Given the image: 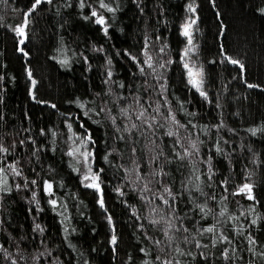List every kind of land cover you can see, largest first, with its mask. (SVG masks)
Returning <instances> with one entry per match:
<instances>
[{
  "label": "trees",
  "instance_id": "obj_1",
  "mask_svg": "<svg viewBox=\"0 0 264 264\" xmlns=\"http://www.w3.org/2000/svg\"><path fill=\"white\" fill-rule=\"evenodd\" d=\"M195 1L206 12L200 26L196 23L192 29L198 36L194 38L197 42L194 61L201 72L204 96L189 86L186 62L176 57L172 48L180 26L186 22L185 15L166 11L163 0H131L121 12V47L111 51V47L91 37V41L83 43L79 52L81 59L70 72L58 71L55 63L46 58L53 44L50 27L57 18L61 30L78 41L83 37L78 25L70 19L65 22L60 3L55 9L41 5L30 19L34 26L31 43L26 47L31 53L30 68L26 66L24 77L20 73L12 84L14 94L7 110L11 124L6 130L0 125V144L7 140V145H3L14 150V144L26 141L25 135L38 133L45 135L46 141L54 134L48 122H56L63 113L62 101L69 94L81 103L90 97L99 110L103 153L111 167L122 171L125 184L146 205L142 217L133 212V205L123 206L118 212L113 195L109 194L105 199V213L113 219L111 226L104 220L102 211L92 210L91 223L95 224L96 231L84 229L83 253L75 255L79 259L83 257L88 264H141L138 254L133 253L136 242L144 254L148 253L147 244L154 245L157 264H180L173 250L162 257L159 255L171 247V231L176 224H181L202 264H231L227 237L218 224L205 225L184 219L169 203L173 193L168 195L167 184L157 170V138L165 142L178 161L202 169V187L215 202L220 218L228 221L234 233L248 237L254 264H264V225L256 235L260 241L249 237L255 224L252 209L264 212V0H214L217 14L210 11L208 0ZM0 16L3 21L4 14ZM79 44L82 43H71L73 48ZM10 46L8 37H2L1 33L0 75H3L5 59H12L22 68V62H26L25 56L22 61L21 55H13ZM149 57L154 63L151 68L147 63L144 66ZM120 62L127 66L129 73L122 93L111 76ZM171 93L193 117L191 125L180 118L172 105ZM157 108L159 113L154 111ZM144 109L147 111L143 120L136 119ZM171 116H175L176 122ZM151 117H155L154 122ZM148 123L152 124L151 128ZM133 124L137 127L133 128ZM76 126L82 130L85 123L77 121ZM201 128L207 136L210 133L215 136L222 150L220 159L204 154L198 137ZM169 131L174 135L169 136ZM134 137L141 143L147 161L143 170L139 167ZM45 155L43 147L34 145V152L27 156L24 165L19 166L18 160L11 164L17 165L25 178L28 171L36 169L52 185L56 171L61 176L63 171L55 159ZM14 182L17 186L15 179ZM245 184L250 185L253 199H248L245 192L236 194ZM108 185L104 184L105 192ZM1 206V219L8 218L17 224L12 233L6 231L8 245L3 246L0 239L4 264H44V259L49 262L46 264H74L70 252L73 247L64 245L50 214L37 207L35 216L23 227L25 211L16 201L6 200ZM209 227L214 231H204ZM102 251L107 252L109 263L102 257Z\"/></svg>",
  "mask_w": 264,
  "mask_h": 264
},
{
  "label": "rangeland",
  "instance_id": "obj_2",
  "mask_svg": "<svg viewBox=\"0 0 264 264\" xmlns=\"http://www.w3.org/2000/svg\"><path fill=\"white\" fill-rule=\"evenodd\" d=\"M25 1L24 3V0H0V15L3 13L5 17L1 21L0 16V34L2 33V37H8V42L12 45L10 49L13 55L16 57L21 55L22 61L24 56L27 58L26 62H22L23 68L12 61V59L4 60L3 75H0V125L4 130L11 124L7 110L10 99L14 94L15 86H12V84L15 83V78H18L20 73L24 77L26 66L30 68L31 53L26 48L28 43H31L30 33L34 27L33 21L30 19L36 15L41 5L47 4L55 9L60 3L67 20L65 22H69L68 19H70L71 23H76L78 29L83 33V37L78 41H73L70 33L61 30L60 21L57 18L51 23L50 33L51 38L53 37L51 42L53 44L46 53V58L49 60L48 62L55 63L54 66L58 71L70 72L81 59L79 52L84 47L82 46L83 43L91 41V37L98 43H105L109 49L111 47V51L121 47V12L131 0H51L50 3L47 0H43L34 11H32V5L35 0ZM208 1L210 11L216 13L215 1ZM101 3L106 5V7H102ZM163 3L166 11L172 14L185 15L186 22L179 28L178 39L172 42L174 55L178 58H183L194 73H201L194 61L195 45L197 43L194 38L198 37L197 34L193 33L194 25L190 28L191 45L188 43V38L182 33L184 25L190 24L193 19L200 26L205 8H202L200 3L195 0H163ZM190 6L195 9V12L190 11ZM92 8L96 9V16L92 15ZM108 9H111V11ZM29 12L31 14L27 16V24L25 25L26 14ZM101 17L104 21L103 24L97 22ZM6 19L8 20L4 24ZM19 26H24L23 36L18 35L15 31ZM105 29H107V32H105ZM74 42L82 44L73 48L71 43ZM6 44L4 43L5 48ZM188 49H191V51H188L187 55H185ZM146 63L147 58L144 66H146ZM151 64L153 65L154 63L151 62ZM111 76L119 92H125L129 78L127 66L120 62L113 69ZM25 78L29 80L27 75ZM199 78L201 79V76ZM188 84L194 88L189 83V79ZM194 89L196 90V88ZM170 99L183 122L191 125L193 117L186 113L184 107L173 93H171ZM61 110L63 113L59 118H56L57 123L53 120L48 122L54 134L50 135L46 141L44 140L45 135L38 133L36 136L25 135L26 141L22 139L23 141L18 145L14 144V150L7 149L3 145L5 143L7 145V140H4L5 143L0 144V147L7 149V151H0V216L3 211L1 205L6 200L16 201L25 211V218H22L24 227L37 213V207L42 208L44 213L50 214L51 221L56 224L60 239L64 245L73 247L70 252L74 264H88V261L83 257L79 259L75 255L83 253L81 243L84 238V229L90 228L89 231L92 233L96 231L95 224L92 225L91 223L92 210L98 209L102 211L104 220L111 226L113 219L105 213V199L110 197L108 196L109 194L113 195L118 212L122 210L123 206L128 207L129 205L130 207V205H133L131 206L133 212L142 217L146 205L125 184L122 171L115 166L111 167L106 155L103 153L101 124L98 120L99 110L93 100L90 97H86L85 102L81 103L69 94L62 101ZM77 121L85 123V127L82 130L77 129ZM198 137L202 142L204 154L214 159H220L222 150L215 136L212 133L207 136L201 128L198 131ZM134 139L137 140L135 151L138 155L140 170L146 169L147 161L145 160L143 148L138 139L135 137ZM46 144L47 146L45 147ZM34 145L43 147V150H46L45 156L55 159L59 164V169L63 171V176L56 171V180L52 184L51 194L46 190L48 183L45 177L42 174H37L36 169L28 171L26 174L27 178H25L24 175H17L16 172L20 173L18 166L14 163L11 164V162L18 160L19 166L24 165L27 156L34 152ZM70 152L72 155H69ZM85 152L89 153L87 162H85V158L82 155ZM156 156L158 173L164 178L168 191L170 190L173 193L169 203L175 206L177 214L184 219L200 224H218L227 237L228 259H230L231 264H254L248 246V237L236 234L231 230L228 221L225 218H220L217 213L215 202L205 193L200 177L203 173L202 169L193 168L185 162L178 161L161 138L156 139ZM13 166L15 167V172L13 171ZM103 169L104 172L102 173L101 170ZM159 174L156 179H158ZM86 175L90 177L98 176L95 183L99 184V191L85 186L88 183H93L91 179L87 181L84 179ZM13 177H15L17 186ZM33 179L36 180L35 183H33ZM106 183L109 184L107 192L104 191V184ZM101 200L103 206H101ZM52 201H55V204ZM202 208L203 211H201ZM252 218L255 224L251 228V232H249V235L251 233L249 237H253L255 241H260L259 236L256 235L259 227L264 225V212L253 208ZM0 221V239L2 245L6 246L9 244L6 231L12 233L11 229H14L17 224L13 221L11 222L8 218L3 221V218L1 219L0 217ZM19 226L22 227V225ZM171 234L173 236L171 247L160 252L159 255L161 257L169 250H173L175 258L180 261V264H202L201 257L195 252L194 245L181 224H176L172 228ZM135 245L133 253L138 254L141 264H157V252L152 243L147 244L148 253L146 254L141 252V246L138 242ZM106 253V251H102L101 255L109 263L110 260H108ZM4 261L0 256V264H4ZM43 263L49 262L44 259Z\"/></svg>",
  "mask_w": 264,
  "mask_h": 264
},
{
  "label": "snow or ice",
  "instance_id": "obj_3",
  "mask_svg": "<svg viewBox=\"0 0 264 264\" xmlns=\"http://www.w3.org/2000/svg\"><path fill=\"white\" fill-rule=\"evenodd\" d=\"M42 2H43V0H35L34 4L32 5V11H34V10H35V9H36V8L42 3ZM47 2L50 3L51 0H47ZM101 6H102V7H106V5H104L103 3H101ZM108 10L111 11V9H108ZM190 11L195 12V9L192 8V7L190 6ZM30 14H31V12H29V13L26 14L25 25L27 24V16L30 15ZM92 15H93V16H96L97 13L93 12ZM97 22L103 24V23H104L103 18H102V17L99 18ZM195 23H196V21L193 19V20L191 21L190 24H186V25H184V31H183L182 34H183L185 37L188 38V43H189V45H191V43H192L190 28H191L192 25H194ZM15 31L17 32L18 35L23 36V35H24V26H19V27H17V28L15 29ZM105 32H107V29H105ZM21 42H22V41H21ZM188 51H191V49L186 50L185 55H187V52H188ZM230 62L233 63V64H238V61H235V60H230ZM147 64H148V67H149V68L152 67V64H151V57L148 58V62H147ZM184 67L188 70L189 83H190L194 88H196V90H197L198 92H200V95H201V96H204L205 93H204L203 91H201L202 80L199 78V77L201 76V73H199V72L194 73L193 70H192V68L189 67V65H188L187 63H185ZM241 67H242V66H241ZM140 70H141V72L144 71L143 68H141ZM33 83H35V82L33 81ZM249 87H251V85H249ZM123 111L125 112V114H127V113H126V110H123ZM146 111H147V109L142 110V111L136 116V119H138V120H143ZM154 111H156L157 113H159V109H158V108L155 109ZM169 115H171V114L169 113ZM171 119H172L173 122H176V120H175V116H171ZM151 120L154 122V121H155V117H151ZM144 122L147 123L146 121H144ZM147 126H148L149 128H151V127H152V124H151V123H148ZM69 127H70V126H69ZM132 127H133V128H136L137 125H136V124H133ZM168 135H169V136H172V135H174V134H173L171 131H169ZM89 139H90V137H89ZM192 147L195 148V144H193ZM0 151H7V149H4V148L0 147ZM69 155H72V153L70 152ZM82 155H83L84 158H85V162H87L88 157H89V153L85 152V153H82ZM13 171H14V172L16 171L14 166H13ZM16 174L19 175L20 173H19V172H16ZM84 179H85L86 181H87V180H90V179L93 181V183H88V184H86V185H85L86 187L95 188L97 191H99V184L95 183V181L98 179V176H91V177H90V176H87V175H86V176L84 177ZM5 182H6V180H5ZM33 183H35V181H33ZM51 189H52V185H51V184H47V185H46V190L49 192V194H51ZM166 191H167V190H166ZM244 192H247V194H248V199H253V197H252V195H251V187H250V185L245 184V185L240 189V192H239V193H236V194H240V193H244ZM168 195L171 196L172 193H171L170 191H168ZM162 199H163V198H162ZM52 203L55 204V201H52ZM164 203L167 204L168 201H167V200H164ZM101 206H103V202H102V200H101ZM201 211H203V208L201 209ZM221 215H223V213H221ZM155 222H157V221H154V223H155ZM204 231H206V232H210V233H211V232L214 231V228L209 227V228L204 229ZM166 234H167V233H166ZM113 243H115V237H113ZM197 246L199 247V244H198Z\"/></svg>",
  "mask_w": 264,
  "mask_h": 264
}]
</instances>
